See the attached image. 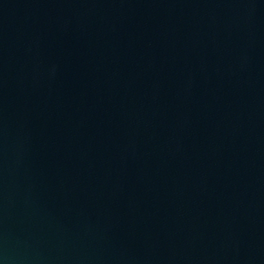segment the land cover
Listing matches in <instances>:
<instances>
[{
  "label": "water",
  "instance_id": "95a60500",
  "mask_svg": "<svg viewBox=\"0 0 264 264\" xmlns=\"http://www.w3.org/2000/svg\"><path fill=\"white\" fill-rule=\"evenodd\" d=\"M0 264H264V0H0Z\"/></svg>",
  "mask_w": 264,
  "mask_h": 264
}]
</instances>
